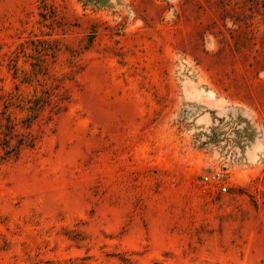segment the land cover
Returning <instances> with one entry per match:
<instances>
[{
	"label": "rangeland",
	"instance_id": "374dc122",
	"mask_svg": "<svg viewBox=\"0 0 264 264\" xmlns=\"http://www.w3.org/2000/svg\"><path fill=\"white\" fill-rule=\"evenodd\" d=\"M0 264H264V0H0Z\"/></svg>",
	"mask_w": 264,
	"mask_h": 264
},
{
	"label": "built area",
	"instance_id": "2783aa9c",
	"mask_svg": "<svg viewBox=\"0 0 264 264\" xmlns=\"http://www.w3.org/2000/svg\"><path fill=\"white\" fill-rule=\"evenodd\" d=\"M205 180L206 181H209L211 183H218L219 181H224L225 178L221 175V173L216 172V173L210 175L209 177H205ZM222 190L225 191L226 190V187L223 186L222 187Z\"/></svg>",
	"mask_w": 264,
	"mask_h": 264
},
{
	"label": "trees",
	"instance_id": "16d2710c",
	"mask_svg": "<svg viewBox=\"0 0 264 264\" xmlns=\"http://www.w3.org/2000/svg\"><path fill=\"white\" fill-rule=\"evenodd\" d=\"M10 152V151H9Z\"/></svg>",
	"mask_w": 264,
	"mask_h": 264
}]
</instances>
